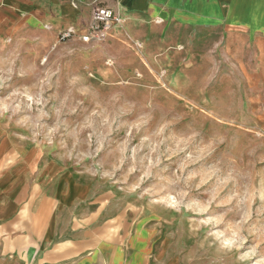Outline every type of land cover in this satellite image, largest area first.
I'll return each instance as SVG.
<instances>
[{
  "label": "rangeland",
  "instance_id": "obj_1",
  "mask_svg": "<svg viewBox=\"0 0 264 264\" xmlns=\"http://www.w3.org/2000/svg\"><path fill=\"white\" fill-rule=\"evenodd\" d=\"M89 21L62 38L0 10V136L107 196L150 264H264V59L212 27L86 41Z\"/></svg>",
  "mask_w": 264,
  "mask_h": 264
},
{
  "label": "crops",
  "instance_id": "obj_2",
  "mask_svg": "<svg viewBox=\"0 0 264 264\" xmlns=\"http://www.w3.org/2000/svg\"><path fill=\"white\" fill-rule=\"evenodd\" d=\"M97 3L130 25L171 28L176 41L212 27L264 59V0H0V10L48 24L47 33L55 35L88 22ZM22 148L0 136V264H150L149 243L137 254L131 242L119 248L113 232L119 214L107 196H95L67 173L49 178L51 167L28 164Z\"/></svg>",
  "mask_w": 264,
  "mask_h": 264
},
{
  "label": "built area",
  "instance_id": "obj_3",
  "mask_svg": "<svg viewBox=\"0 0 264 264\" xmlns=\"http://www.w3.org/2000/svg\"><path fill=\"white\" fill-rule=\"evenodd\" d=\"M121 21L118 12L107 5L97 3L93 9L91 19L88 23L87 32L82 35L84 40H89L91 37H104L108 32ZM76 32L72 27L63 32L62 38H68Z\"/></svg>",
  "mask_w": 264,
  "mask_h": 264
},
{
  "label": "bare ground",
  "instance_id": "obj_4",
  "mask_svg": "<svg viewBox=\"0 0 264 264\" xmlns=\"http://www.w3.org/2000/svg\"><path fill=\"white\" fill-rule=\"evenodd\" d=\"M48 27V26H47Z\"/></svg>",
  "mask_w": 264,
  "mask_h": 264
}]
</instances>
